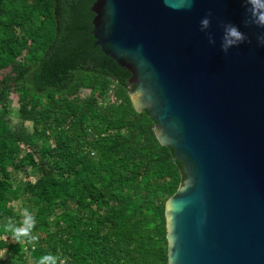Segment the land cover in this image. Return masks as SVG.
<instances>
[{"label":"trees","instance_id":"obj_1","mask_svg":"<svg viewBox=\"0 0 264 264\" xmlns=\"http://www.w3.org/2000/svg\"><path fill=\"white\" fill-rule=\"evenodd\" d=\"M94 2L0 0V264H170L184 164L136 110L132 73L96 45ZM22 198L34 244L4 232Z\"/></svg>","mask_w":264,"mask_h":264},{"label":"water","instance_id":"obj_2","mask_svg":"<svg viewBox=\"0 0 264 264\" xmlns=\"http://www.w3.org/2000/svg\"><path fill=\"white\" fill-rule=\"evenodd\" d=\"M243 0H96L93 36L184 164L166 206L170 264H264V27ZM209 26L201 30V21ZM243 42L225 52V25Z\"/></svg>","mask_w":264,"mask_h":264},{"label":"clouds","instance_id":"obj_3","mask_svg":"<svg viewBox=\"0 0 264 264\" xmlns=\"http://www.w3.org/2000/svg\"><path fill=\"white\" fill-rule=\"evenodd\" d=\"M243 3L247 5V12L251 19L252 23H255L259 27H264V0H243ZM191 4V0H189V6ZM210 21L208 18H205L201 21V30L207 29ZM245 39L244 34L239 30L236 25L228 24L225 25V31L222 37V48L225 52H227L230 46H235ZM261 44H264V35L259 37ZM22 220L19 226H14L12 218L8 219L7 224L4 226V232L6 234H10L12 236L13 241L22 244L25 240L28 243L34 244L38 241L39 237L37 235H32L33 229L35 227V218L28 211V209H24L21 213ZM8 237H5V242H7ZM7 250L0 251V258H4ZM57 261L60 264H64V260H62L59 256H54L52 254H48L42 256L38 262V264H57Z\"/></svg>","mask_w":264,"mask_h":264},{"label":"rangeland","instance_id":"obj_4","mask_svg":"<svg viewBox=\"0 0 264 264\" xmlns=\"http://www.w3.org/2000/svg\"><path fill=\"white\" fill-rule=\"evenodd\" d=\"M13 99L15 101V103H13V106L14 107H17L18 106V103H17V97L15 95H13ZM29 203L28 200H26V198H22L21 200L17 201L14 203V208L16 209V211H18V213L21 215L22 211L24 209H28L29 207ZM29 211V210H28ZM22 216V215H21ZM9 254V251L6 252V255ZM6 255L4 258H6ZM6 260H10V258H6Z\"/></svg>","mask_w":264,"mask_h":264},{"label":"built area","instance_id":"obj_5","mask_svg":"<svg viewBox=\"0 0 264 264\" xmlns=\"http://www.w3.org/2000/svg\"><path fill=\"white\" fill-rule=\"evenodd\" d=\"M62 260H64V259H62ZM60 264V263H59ZM64 264H68V262L66 261V260H64Z\"/></svg>","mask_w":264,"mask_h":264}]
</instances>
